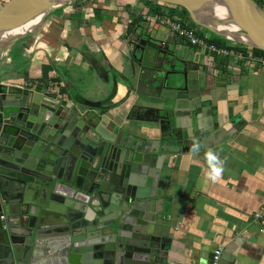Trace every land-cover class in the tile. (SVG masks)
Listing matches in <instances>:
<instances>
[{"label":"water","instance_id":"1","mask_svg":"<svg viewBox=\"0 0 264 264\" xmlns=\"http://www.w3.org/2000/svg\"><path fill=\"white\" fill-rule=\"evenodd\" d=\"M72 1L5 2L0 51ZM155 1L181 6L200 27L264 51V7L255 0ZM183 53L169 42H150L134 55L136 94L164 104L157 117L159 137L138 148L124 125L112 120L114 128L107 127L94 110L101 102H85L89 109L83 112L34 88L0 87V264H165L162 244L147 234L167 219L162 209L142 200L160 194L158 162L174 152L170 148L191 152L199 134L194 112L217 79L193 69ZM93 65L108 80L107 70ZM180 104L188 113L186 130L179 126ZM216 122L212 118L210 124ZM242 124L234 121L233 128ZM128 228L130 235H120Z\"/></svg>","mask_w":264,"mask_h":264},{"label":"crops","instance_id":"2","mask_svg":"<svg viewBox=\"0 0 264 264\" xmlns=\"http://www.w3.org/2000/svg\"><path fill=\"white\" fill-rule=\"evenodd\" d=\"M255 1L264 7V0ZM146 8L139 0H74L54 8L32 33L0 51V87L34 88L75 103L83 112L89 109L85 102H101L95 112L107 127L114 128L112 120L124 125L132 146L154 141L164 104L136 94L137 66L127 36L135 17L150 15ZM144 16L142 27L133 33L143 29L179 45L193 69L217 77L212 89L202 92L194 112L200 153L174 147L158 162L160 194L142 201L152 203L157 212L162 209L167 220L147 235L154 236L155 245L162 244L165 264H211L217 248L222 249L220 264H264V218H255L264 207V67L233 54L191 48ZM91 60L107 70L108 80L99 76ZM179 106V126L186 130L188 113L185 104ZM234 121L243 124L234 129ZM208 149L226 161L219 182L207 179ZM123 233L130 235V228ZM89 238L88 246L93 244Z\"/></svg>","mask_w":264,"mask_h":264},{"label":"built area","instance_id":"3","mask_svg":"<svg viewBox=\"0 0 264 264\" xmlns=\"http://www.w3.org/2000/svg\"><path fill=\"white\" fill-rule=\"evenodd\" d=\"M146 19L165 26L169 34H171L172 36L175 35L182 38L191 47L201 48L209 52H216L218 55L233 54L239 60H248L250 62L259 64L260 66L264 67V56H260V55L255 56L251 52H249V56L245 57L241 51L237 52V51L229 50L227 48L217 47L215 44L208 42V39L211 38L210 36H199L197 34L196 28L188 23L184 24L181 21V19L178 17V15H174V17H172L169 15L155 14L146 17ZM1 218L4 219L5 216H2ZM255 218L257 219L264 218V207L255 214ZM221 257H222V249L221 248L215 249L212 255L211 264H220Z\"/></svg>","mask_w":264,"mask_h":264},{"label":"trees","instance_id":"4","mask_svg":"<svg viewBox=\"0 0 264 264\" xmlns=\"http://www.w3.org/2000/svg\"><path fill=\"white\" fill-rule=\"evenodd\" d=\"M7 1L8 0H0V5L3 6L5 4V2H7ZM143 1H145V5L148 8V12H147L148 14H150V15H155V14L169 15L172 17H174V15H178V17L181 19V21L184 24L188 23L191 26L195 27L197 30V34L199 36H205L203 30L206 31V29L195 24L192 21L188 11L185 8H183L181 6L161 3V2H158L155 0H143ZM142 22H143V15L142 14L135 17L128 25L127 36L129 34L133 33L136 26H139ZM211 34H212V36H211V38L208 39V42L215 44L217 47H223V48H227L229 50H233V51H237V52L241 51L245 57L249 56V52H251L255 56H258V55L264 56V51H262L260 49L250 48V47H247V46L242 45V44L231 42V41L227 40L225 37L218 36L212 32H211ZM243 61H245V60H243Z\"/></svg>","mask_w":264,"mask_h":264},{"label":"clouds","instance_id":"5","mask_svg":"<svg viewBox=\"0 0 264 264\" xmlns=\"http://www.w3.org/2000/svg\"><path fill=\"white\" fill-rule=\"evenodd\" d=\"M201 147L202 145L200 140L195 139L190 151L193 154H199L201 151ZM204 159L207 162L208 166L207 179L212 182H219L223 176L226 161L222 159L217 152L211 149H208L204 152Z\"/></svg>","mask_w":264,"mask_h":264},{"label":"flooded vegetation","instance_id":"6","mask_svg":"<svg viewBox=\"0 0 264 264\" xmlns=\"http://www.w3.org/2000/svg\"><path fill=\"white\" fill-rule=\"evenodd\" d=\"M144 16V15H143ZM148 16H150V15H146L145 14V16H144V19H146V17H148ZM142 25V23L139 25V26H141ZM142 27V26H141ZM132 34V33H131ZM131 34H129L128 36H130L131 37V57H132V59L134 60V55L136 54L137 56H139L140 55V52H141V50L143 49V46H144V44H145V46L146 45H148L150 42H152L153 44H157V43H160L161 42V45H163L164 44V46L165 45H167L168 44V42L170 43V41H168V40H163V39H161L158 35H156V33L155 34H153V33H151V32H145L143 29H141L140 31H138V32H135V33H133L132 35ZM173 38H176V40H178V39H182V38H180V37H178V36H175V35H173ZM183 40V39H182ZM183 41H185V40H183ZM186 42V41H185ZM171 44V43H170ZM170 46V45H169ZM177 46H179V45H177ZM183 47V46H182ZM191 47V46H190ZM191 48H194V47H191ZM184 56L186 57V58H189L188 57V53H187V51H185L184 50ZM91 62L93 63V60H91ZM134 62H135V60H134ZM136 63V62H135ZM191 64H192V61H191ZM191 67L193 68V66L191 65ZM135 74H136V76L138 75V69H136V72H135Z\"/></svg>","mask_w":264,"mask_h":264},{"label":"rangeland","instance_id":"7","mask_svg":"<svg viewBox=\"0 0 264 264\" xmlns=\"http://www.w3.org/2000/svg\"><path fill=\"white\" fill-rule=\"evenodd\" d=\"M139 1H140L142 4L145 3V1H143V0H139ZM123 3H124V1H123ZM143 6H144V5H143ZM144 10H145V9H144ZM146 10H147V8H146ZM146 10H145V11H146ZM126 21H127V19H126ZM203 32H204L205 36H210V37L212 36V34H211L210 31H207V30L204 31V30H203ZM213 53L217 54L216 52H213ZM215 54H214V55H215Z\"/></svg>","mask_w":264,"mask_h":264},{"label":"bare ground","instance_id":"8","mask_svg":"<svg viewBox=\"0 0 264 264\" xmlns=\"http://www.w3.org/2000/svg\"><path fill=\"white\" fill-rule=\"evenodd\" d=\"M37 21H38V20H35V21L33 22V24H35Z\"/></svg>","mask_w":264,"mask_h":264}]
</instances>
